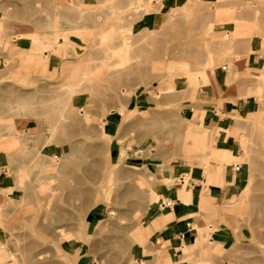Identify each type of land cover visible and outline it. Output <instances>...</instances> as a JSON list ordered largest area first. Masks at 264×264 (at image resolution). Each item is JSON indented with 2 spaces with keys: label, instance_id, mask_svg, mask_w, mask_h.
Listing matches in <instances>:
<instances>
[{
  "label": "rangeland",
  "instance_id": "obj_1",
  "mask_svg": "<svg viewBox=\"0 0 264 264\" xmlns=\"http://www.w3.org/2000/svg\"><path fill=\"white\" fill-rule=\"evenodd\" d=\"M145 6L157 11L151 0H0V62L16 65L0 75V264H264V0H187L152 27L139 23ZM231 67L223 92L215 79ZM241 83L254 89L241 96ZM251 96L260 109L238 112ZM228 138L241 157L222 149ZM230 164L248 180L229 193ZM189 172L221 196L203 193V228L179 248L154 221L173 202L153 206L159 185L177 193Z\"/></svg>",
  "mask_w": 264,
  "mask_h": 264
},
{
  "label": "crops",
  "instance_id": "obj_2",
  "mask_svg": "<svg viewBox=\"0 0 264 264\" xmlns=\"http://www.w3.org/2000/svg\"><path fill=\"white\" fill-rule=\"evenodd\" d=\"M124 1H130V0H124ZM151 1H152V5L154 7H157V11H152V10L150 11L145 6V8H143V15L141 16V19L139 21V23L142 26L152 27L158 25L160 21L163 20L164 17L168 13H170V11L173 10V7L175 5H178L180 3H185L187 0H159L160 3H157V0H151ZM208 1L216 2V0H208ZM240 1L245 2L251 0H240ZM1 15L2 13L0 10V16ZM47 44L50 45L49 42ZM31 49L32 47L29 45V43L21 42L18 52L15 53L16 54L19 53L27 57ZM252 49H253V53L248 55L245 62H246L247 70H249L250 74L255 75V73L259 69H261L260 61L262 57L261 54L257 52L261 49L260 42L258 41L253 43ZM43 54L45 58L49 56L48 51H44ZM4 58L5 56L1 57L0 75L1 76H4L5 74L8 75L9 72H12L11 74H13L16 65L13 62H11V64L8 67L10 69L5 70V67L3 65L5 63ZM60 66H61L60 59L57 57H52L49 62V72L51 73L52 71H54V69L60 68ZM238 72H240V68L234 69L233 67L229 68V70L225 69L224 71L219 72L215 80L217 81V85L221 91L223 92L228 91V84L235 81ZM253 89H254L253 87L248 88L244 86L243 88L238 89L239 91L238 94L241 96H247V92L252 91ZM262 103L264 104V101ZM252 107L253 108L256 107V110H252ZM260 107L261 104H259V102L256 101L251 96V97H247V99H244L242 101L238 112L248 113L253 116V114H255L256 111L260 109ZM217 111L214 110V113H217ZM214 115L212 116L211 120H213L214 117H218V113ZM211 120L210 121L206 120L208 130H209L208 123L211 122ZM107 125L109 129L114 128V123L111 122L110 118H108L107 120ZM233 140L235 139L228 138L227 140H225V146L222 149L230 145L232 148V153L235 155ZM235 156L241 157L237 154ZM3 172H6V170H3ZM187 174L189 179L190 177L192 179L195 178L197 182H201L203 184V186H201V184L192 181L191 179L187 181L188 182L187 188L190 190V194H192L191 200L187 204H184L183 201L179 198V190L181 188L177 191V193H175V191L173 193L171 189L169 188L166 189L163 185H159V187L156 190V193L161 203L159 205L158 203H156L153 206L156 212H158L159 208H161L162 210H166L169 207V205L166 203L167 199L173 202L174 207L168 210L167 212H162L161 214H163L164 216H168L173 212L174 218L167 221L165 225L166 226L165 229L167 231V236L169 237V239L171 241H175L179 248L181 247V245L188 246L186 245V243L188 242L190 243L198 237L196 230L197 227L203 228V223H202L203 221L201 220L202 221L201 222L200 220H195V217L201 214L202 211L200 206V201L203 198V193L205 194V196H211L212 198H216V199H218L221 196V190L219 188L214 187L211 184H207V180L205 176L202 175L200 172H189V173L181 174L179 178L181 183H184L185 181L184 179ZM223 180L225 185H228L227 191L230 193L233 191L234 187L237 185L238 182L240 181L244 182L248 180V172H244L243 167L240 166V164L237 166L234 164H230L225 169V172L223 174Z\"/></svg>",
  "mask_w": 264,
  "mask_h": 264
},
{
  "label": "bare ground",
  "instance_id": "obj_3",
  "mask_svg": "<svg viewBox=\"0 0 264 264\" xmlns=\"http://www.w3.org/2000/svg\"><path fill=\"white\" fill-rule=\"evenodd\" d=\"M115 1V0H114ZM76 2V1H75ZM201 3V2H200ZM106 4V3H105ZM228 4V3H227ZM107 5V4H106ZM113 5V4H112ZM225 5V4H224ZM215 7H216V5H215ZM229 8V7H228ZM205 10V9H204ZM211 10V9H210ZM208 11V10H207ZM143 12V11H142ZM141 12V13H142ZM199 12V11H198ZM204 12V11H203ZM237 12V11H236ZM239 12V11H238ZM209 13V12H208ZM140 15V14H139ZM143 15V13L141 14V16ZM101 17V16H100ZM201 17V16H200ZM130 18V17H129ZM208 18V17H207ZM215 18V17H214ZM213 19V18H212ZM98 20V19H97ZM206 20V19H205ZM211 20V19H210ZM123 22V21H122ZM194 22V21H193ZM54 25V24H53ZM190 25V24H189ZM193 25V24H192ZM204 26V25H203ZM124 27V26H123ZM109 28V27H108ZM173 31V30H172ZM151 34V33H150ZM151 36V35H150ZM68 40V39H67ZM146 41H147V38H146ZM56 42H57V39H56ZM140 42V41H139ZM145 43V42H144ZM135 44V43H134ZM195 45V44H194ZM52 46V45H51ZM186 46V45H185ZM50 46H48L47 47V50H49L50 48H49ZM53 47V46H52ZM49 48V49H48ZM46 50V49H45ZM44 50V48H43V51H45ZM60 50V49H59ZM41 51H42V49H41ZM42 51V52H43ZM131 51V50H130ZM40 52V51H39ZM56 54V53H55ZM58 54H59V52H58ZM110 54V53H109ZM198 54V53H197ZM191 57V56H190ZM46 58H48V57H46ZM47 60V59H46ZM48 61V60H47ZM43 63H46L45 61L43 62ZM48 63V62H47ZM110 63V62H109ZM135 63V62H134ZM136 63H137V61H136ZM140 63V62H139ZM90 64V63H89ZM102 65V64H101ZM101 65H100V67H101ZM100 67H99V69H100ZM126 68V67H125ZM79 69V68H78ZM124 69V68H123ZM130 69V68H129ZM190 69H192V68H190ZM101 70V69H100ZM93 71H95L94 69H93ZM98 71V70H97ZM123 71V70H122ZM85 72V71H84ZM88 72V71H87ZM189 72V71H188ZM74 73H76V71L74 72ZM80 72H78V74H79ZM90 73V72H89ZM95 73V72H94ZM105 73V72H104ZM107 73V72H106ZM206 72H203V74H205ZM262 74V76H261V80L259 79L258 80V83L259 82H261V81H263L264 82V77H263V72H261ZM84 73H82V75H83ZM188 74V73H187ZM69 75V74H68ZM86 75V74H85ZM89 75V74H88ZM118 75V74H117ZM81 76V75H80ZM113 76V75H112ZM84 77V76H83ZM86 77V76H85ZM102 77V76H101ZM104 77V76H103ZM76 78V77H75ZM89 78H92V77H89ZM247 78L245 77L244 78V80H246ZM249 79V78H248ZM80 80H81V78H80ZM93 80V79H92ZM104 80V79H103ZM257 80V79H256ZM79 81V80H78ZM243 81V80H242ZM246 81H248V80H246ZM76 82V81H75ZM84 82V81H83ZM240 82H241V79H240ZM81 83H82V81H81ZM243 83H244V81H243ZM243 83H241L242 84V86L245 84H243ZM91 84V83H90ZM92 84H94V83H92ZM261 85H262V83H260ZM84 85V84H83ZM246 85V84H245ZM259 85V84H258ZM79 86V85H78ZM96 86V85H95ZM88 87V86H87ZM244 87V86H243ZM82 88V87H81ZM80 88V89H81ZM94 88V87H93ZM79 89V88H78ZM77 90V89H76ZM84 90H86V89H84ZM93 89L91 88V91H92ZM172 90V89H171ZM68 93V92H67ZM71 93V92H70ZM68 95V94H67ZM69 96V95H68ZM67 97V96H66ZM107 98V97H106ZM66 109V108H65ZM197 112H199V111H197ZM195 114H196V112H194ZM201 114H202V112H201ZM204 114V113H203ZM55 115V114H54ZM194 115V114H193ZM197 115V114H196ZM200 115V114H199ZM198 116V115H197ZM130 118V117H129ZM54 119V118H53ZM0 123H2V122H0ZM54 123V122H53ZM191 126V125H190ZM56 129V128H55ZM18 131V130H17ZM55 131V130H54ZM53 134V133H52ZM2 137V136H1ZM13 137H14V135H13ZM11 138V139H13V140H15L14 138ZM18 138V137H17ZM18 141H20V140H22V139H20V138H18L17 139ZM16 140V141H17ZM1 142V141H0ZM5 142V141H4ZM3 142V143H4ZM26 142V141H25ZM22 143H24V142H22ZM10 144H12V143H10ZM14 144V143H13ZM15 144H17L16 142H15ZM3 145V144H2ZM18 145H19V143H18ZM4 146V145H3ZM4 148V147H3ZM5 148H6V146H5ZM4 148V149H5ZM2 149V148H1ZM7 149V148H6ZM229 150V149H228ZM25 172H26V170H25ZM183 178V177H182ZM55 180V179H54ZM185 180V179H184ZM182 181V180H181ZM53 182V181H52ZM23 183V182H22ZM185 183V184H184ZM184 183L182 184V187H181V189L179 190V198L185 203V204H187L190 200H191V195L192 194H190V190L187 188L188 187V182L186 181H184ZM39 189V188H38ZM39 191V190H38ZM178 191V190H177ZM37 196V195H36ZM39 200V199H38ZM5 201V200H4ZM242 203V202H241ZM22 204H23V202H22ZM50 205V204H49ZM48 205V206H49ZM22 206V205H21ZM240 206V205H239ZM27 208V207H26ZM240 208V207H239ZM249 208V207H248ZM26 211V210H25ZM25 216V215H24ZM166 218H168V216H163L162 218H158V219H155L154 221H155V225L156 226H159L160 224H163V223H165V222H167V219ZM24 221V220H23ZM25 223V222H24ZM33 224V223H32ZM28 225V224H27ZM62 227V226H61ZM63 228V227H62ZM54 229V228H53ZM59 230V229H58ZM57 230V231H58ZM61 231V230H60ZM59 231V232H60ZM62 232H64V231H62ZM62 235H64L63 233H61ZM62 239V238H61ZM163 246V245H162ZM5 248H6V246H5V244H1L0 245V255H2V257L4 256V255H8L9 254V252L8 251H6L5 250ZM184 250V249H183ZM59 253V252H58ZM10 255V254H9ZM8 255V256H9ZM41 254H37L36 255V257H35V261H37V260H39L41 257H38V256H40ZM49 255V254H48ZM4 259V258H3ZM10 259V258H9ZM5 260V259H4ZM3 264V263H2Z\"/></svg>",
  "mask_w": 264,
  "mask_h": 264
},
{
  "label": "built area",
  "instance_id": "obj_4",
  "mask_svg": "<svg viewBox=\"0 0 264 264\" xmlns=\"http://www.w3.org/2000/svg\"><path fill=\"white\" fill-rule=\"evenodd\" d=\"M7 172V171H6Z\"/></svg>",
  "mask_w": 264,
  "mask_h": 264
}]
</instances>
